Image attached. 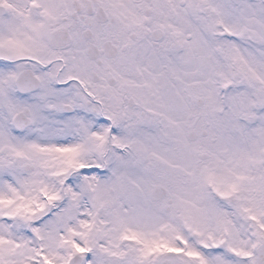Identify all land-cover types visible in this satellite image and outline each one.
Here are the masks:
<instances>
[{"label":"snow or ice","instance_id":"6c2138e0","mask_svg":"<svg viewBox=\"0 0 264 264\" xmlns=\"http://www.w3.org/2000/svg\"><path fill=\"white\" fill-rule=\"evenodd\" d=\"M0 264H264V0H0Z\"/></svg>","mask_w":264,"mask_h":264}]
</instances>
